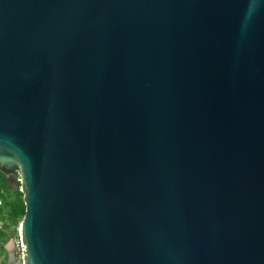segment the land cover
Listing matches in <instances>:
<instances>
[{
	"label": "water",
	"instance_id": "water-1",
	"mask_svg": "<svg viewBox=\"0 0 264 264\" xmlns=\"http://www.w3.org/2000/svg\"><path fill=\"white\" fill-rule=\"evenodd\" d=\"M0 171L26 264H264V0H0Z\"/></svg>",
	"mask_w": 264,
	"mask_h": 264
},
{
	"label": "trees",
	"instance_id": "trees-1",
	"mask_svg": "<svg viewBox=\"0 0 264 264\" xmlns=\"http://www.w3.org/2000/svg\"><path fill=\"white\" fill-rule=\"evenodd\" d=\"M5 175L0 171V175ZM13 195H7L5 198V205L0 210V220H4L6 223L5 232H0V253H6L5 247L9 243L11 238L8 231L15 235L17 227L21 224L25 215V204L23 201V193L14 189Z\"/></svg>",
	"mask_w": 264,
	"mask_h": 264
},
{
	"label": "built area",
	"instance_id": "built-area-1",
	"mask_svg": "<svg viewBox=\"0 0 264 264\" xmlns=\"http://www.w3.org/2000/svg\"><path fill=\"white\" fill-rule=\"evenodd\" d=\"M17 177L19 178V175ZM6 196L7 195H6L5 189L0 186V210L5 205ZM20 225H19V227H17V229L15 231V236L13 237V240H14L16 250L21 254L22 264H26L24 261V253H23V251H25V247L22 244ZM5 230H6V223L4 220H0V232H5ZM4 258H5V256L3 255L0 257V260L4 259Z\"/></svg>",
	"mask_w": 264,
	"mask_h": 264
},
{
	"label": "rangeland",
	"instance_id": "rangeland-1",
	"mask_svg": "<svg viewBox=\"0 0 264 264\" xmlns=\"http://www.w3.org/2000/svg\"><path fill=\"white\" fill-rule=\"evenodd\" d=\"M0 186L2 187V188H4L5 189V191H6V195H13L14 194V190H13V188H11L8 184H7V182H6V176L5 175H0ZM8 233H9V236H11V238L13 237V236H15L14 235V233H13V235L11 234L12 232H10V231H8ZM5 256L6 258H4V259H1L0 260V264H7V254L6 253H0V257L1 256Z\"/></svg>",
	"mask_w": 264,
	"mask_h": 264
},
{
	"label": "flooded vegetation",
	"instance_id": "flooded-vegetation-1",
	"mask_svg": "<svg viewBox=\"0 0 264 264\" xmlns=\"http://www.w3.org/2000/svg\"><path fill=\"white\" fill-rule=\"evenodd\" d=\"M14 175L18 176L19 175V170L18 168H16V170L14 172H12Z\"/></svg>",
	"mask_w": 264,
	"mask_h": 264
},
{
	"label": "crops",
	"instance_id": "crops-1",
	"mask_svg": "<svg viewBox=\"0 0 264 264\" xmlns=\"http://www.w3.org/2000/svg\"><path fill=\"white\" fill-rule=\"evenodd\" d=\"M7 256V255H6ZM6 258V257H5Z\"/></svg>",
	"mask_w": 264,
	"mask_h": 264
}]
</instances>
